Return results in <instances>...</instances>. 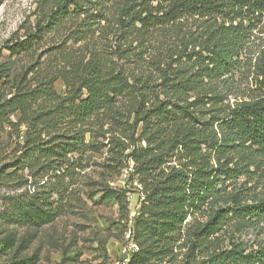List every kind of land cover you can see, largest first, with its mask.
<instances>
[{
  "label": "trees",
  "instance_id": "1",
  "mask_svg": "<svg viewBox=\"0 0 264 264\" xmlns=\"http://www.w3.org/2000/svg\"><path fill=\"white\" fill-rule=\"evenodd\" d=\"M43 2L37 34L10 47L11 52L30 50L37 39L62 26L65 18L81 15L83 28L92 35L87 38L92 49L87 56L65 61L56 77L41 76L34 88L19 84L0 106L1 119L10 122V116L18 113L19 123L10 122L11 126L25 124L27 134L35 138L30 143L27 137L29 147L22 158L29 159L36 151L58 157L61 152H76L84 142L85 131L77 130L79 125L85 127L118 97L131 98L134 123L124 150H130L126 160L134 164L130 178L138 176L145 191L133 230L139 251L129 264H264V249L247 251L235 243L223 247L212 239L227 224L229 211H218L213 226L204 229L187 221L209 201L221 200L226 182L242 175L235 164L231 168L230 155L248 149L264 153V51L259 59L261 95L223 107L224 95L217 83H211L228 80L239 67L250 33L256 22L264 20V0H56L55 9L49 0ZM170 25L185 26L190 32L182 49L169 56L161 83L147 87L125 66L154 30ZM99 39L104 48L109 44L108 49L96 43ZM184 58L197 67L187 78L197 88L190 102L179 97L184 83L177 81L173 70ZM57 80L64 83L63 95L54 88ZM154 88L160 90L158 94ZM39 101L54 107L36 109ZM208 105L212 109H206ZM53 120L69 124L73 134H65V129L43 144L40 139ZM173 162L177 165H170ZM128 192L111 189L104 197L114 199L127 213ZM231 203L238 218L264 217V199L243 205L233 197ZM29 207L16 205L17 212L5 219L19 223L30 217Z\"/></svg>",
  "mask_w": 264,
  "mask_h": 264
},
{
  "label": "rangeland",
  "instance_id": "2",
  "mask_svg": "<svg viewBox=\"0 0 264 264\" xmlns=\"http://www.w3.org/2000/svg\"><path fill=\"white\" fill-rule=\"evenodd\" d=\"M43 1L0 0V106L13 96L19 84L34 88L41 76L56 77L65 61L87 56L92 49L88 45L92 35L83 28L84 15H81L65 18L62 26L46 33L43 40L37 39L30 50L11 52L10 47L37 34V21L44 14ZM55 1L49 0L51 9H55ZM189 32L185 26L173 25L154 30L147 43L134 50L125 67L135 71L133 76H138L147 87L160 84L169 56L182 49V41ZM101 41L96 43L100 42L104 48ZM107 45L104 49H108ZM263 51L264 20H261L250 33L234 74L228 80L209 81L220 87L225 99L223 107L262 94L259 59ZM173 70L177 81L183 79L184 83L179 97L184 102L193 101L196 84L187 80L197 71L193 60H179ZM54 88L60 95L66 92L62 80H57ZM155 91L158 94L160 90ZM132 105L131 98L118 97L115 104L89 119L85 127L79 125L77 130L85 131L83 144L76 152H61L60 157L36 151L29 159H23L29 147L27 137L30 143L35 138L27 134L25 124L11 126L10 122L19 123L18 113L10 116V122L0 118V264L130 263L133 253L139 251L133 241V230L145 191L138 176L130 178L134 164L126 160L130 150H124L130 144L129 129L134 123V116L130 115ZM53 107L43 101L35 105L43 111ZM67 125L53 120L40 141L49 143L65 129V134L72 135L74 130ZM230 156L231 168L235 164L243 171L242 175L226 182L221 200L209 201L187 221L203 229L212 227L216 213L227 210V224L212 239L217 238L218 245L223 247L235 243L247 251L264 249V217L250 220L231 212L233 197L243 205H254L264 199V153L248 149ZM19 159L21 162L15 165ZM211 164L216 166L213 160ZM111 189L129 191L127 213L114 199L104 197ZM16 205H30V217L10 223L5 217L17 212Z\"/></svg>",
  "mask_w": 264,
  "mask_h": 264
},
{
  "label": "built area",
  "instance_id": "3",
  "mask_svg": "<svg viewBox=\"0 0 264 264\" xmlns=\"http://www.w3.org/2000/svg\"><path fill=\"white\" fill-rule=\"evenodd\" d=\"M130 171H132V172H133V171H134V167H131V168H130Z\"/></svg>",
  "mask_w": 264,
  "mask_h": 264
}]
</instances>
